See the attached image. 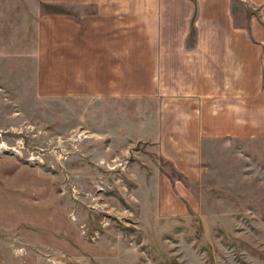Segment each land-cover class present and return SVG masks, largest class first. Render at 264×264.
Instances as JSON below:
<instances>
[{
    "label": "rangeland",
    "instance_id": "obj_1",
    "mask_svg": "<svg viewBox=\"0 0 264 264\" xmlns=\"http://www.w3.org/2000/svg\"><path fill=\"white\" fill-rule=\"evenodd\" d=\"M122 1L0 0V264H264V130L188 147L183 107L128 89L126 23L85 21Z\"/></svg>",
    "mask_w": 264,
    "mask_h": 264
},
{
    "label": "crops",
    "instance_id": "obj_2",
    "mask_svg": "<svg viewBox=\"0 0 264 264\" xmlns=\"http://www.w3.org/2000/svg\"><path fill=\"white\" fill-rule=\"evenodd\" d=\"M123 1L95 4L96 17H86L85 21L105 19L109 24L114 21L111 25L116 27L126 23L128 68L133 76L128 80V89L164 97L163 112H169L166 107L170 103L183 107V114L175 118L181 132L192 136L188 147H196L205 138L227 137L234 132L263 134L262 25L252 21L249 29L236 26L232 0ZM191 30L195 34L192 38ZM236 101H243L242 126H235L234 121L241 120L242 114L231 112L232 102ZM183 133L172 131L165 137L158 136L161 155L176 161ZM160 181L166 183L161 179L159 185Z\"/></svg>",
    "mask_w": 264,
    "mask_h": 264
},
{
    "label": "trees",
    "instance_id": "obj_3",
    "mask_svg": "<svg viewBox=\"0 0 264 264\" xmlns=\"http://www.w3.org/2000/svg\"><path fill=\"white\" fill-rule=\"evenodd\" d=\"M191 31H193V30H191Z\"/></svg>",
    "mask_w": 264,
    "mask_h": 264
}]
</instances>
